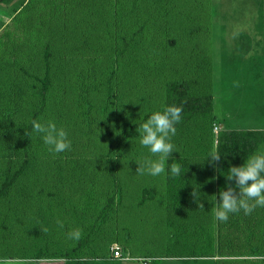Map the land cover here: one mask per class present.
Listing matches in <instances>:
<instances>
[{"label": "rangeland", "instance_id": "rangeland-1", "mask_svg": "<svg viewBox=\"0 0 264 264\" xmlns=\"http://www.w3.org/2000/svg\"><path fill=\"white\" fill-rule=\"evenodd\" d=\"M263 12L264 0H0V182L7 160L11 172L23 165L0 196V259L133 264L105 257L117 244L133 257L201 252L234 258L219 264H262L264 208L219 222L211 191L203 208L186 205L182 214L166 202L165 173H136L137 163L151 157L138 132L122 135L125 123L138 129L161 110L166 82L177 80L193 96L211 95L212 113L176 131L172 157L193 151L208 158L213 124L264 130ZM47 63L50 83L40 99ZM34 119L63 127L71 149L50 153L32 132ZM75 229L79 240L68 238ZM217 231L221 240L261 245L260 258L237 260L236 252L253 254L243 242L223 256L193 244L215 240Z\"/></svg>", "mask_w": 264, "mask_h": 264}, {"label": "trees", "instance_id": "trees-1", "mask_svg": "<svg viewBox=\"0 0 264 264\" xmlns=\"http://www.w3.org/2000/svg\"><path fill=\"white\" fill-rule=\"evenodd\" d=\"M64 24L62 25L61 30L62 32H65L64 33V36H66L65 39L68 40V38L69 39L71 38V32H68V30L64 28V26H66V24L65 25ZM263 29H264V12H263ZM132 40H133V35L130 37V40L127 41V43L123 44V47L120 50L121 55H123L125 50L129 48L130 41ZM65 48L66 49L70 48V45L66 42H65ZM74 48L80 51L78 47L74 46ZM49 73H48V63H47L45 66V72H44L43 79L41 80V88L37 93L40 99L44 96L43 93L47 90V87L50 83ZM170 105H176L178 107H182L183 109L182 115H181V122L176 125L177 130L184 127L194 117H197L200 115H207V114L211 115L212 113L211 95L193 96L189 92V86L185 80L166 82L164 106H170ZM210 122H212L211 118H210ZM213 127L217 128L218 126L213 124ZM135 129L136 127L134 128V126H130L125 123L123 126L122 139L125 140L127 138H135L137 136V132ZM263 142H264V130L262 131L230 130L226 128H223V129L217 128L214 149L217 150L221 155V161L219 165H217L216 167H213L211 164H209L208 160L210 158L207 159V158H202L198 156L193 157V154L195 153L193 151H192L193 153L189 151L187 154L186 152L182 154L179 153L177 156L173 157V159H175V162L181 165V172L178 176H172L168 169V164H170L172 161L169 160L166 163L165 175H166V187H167V194H166L167 204L170 207L184 214L186 205H188V207L190 208V207H193L194 204H197L196 202H194V199L191 195V193L193 192V189H195L198 192L199 199H200L199 203L204 202L207 196L209 198L211 197V191H213L210 187L211 181L210 180L207 181V180L211 179L212 177L215 178L216 193H217L218 190L224 187L226 183L225 175L227 174V170L229 166L230 165H235V166L241 165L243 163V159H246L248 155L256 152L259 145H261ZM22 170H23V165H21L15 171L11 172V163L9 160L6 161L5 171L2 174V179L0 182V196L5 195L16 184V181L21 177ZM217 199H219V197H217ZM202 204L205 205V203H202ZM217 232H218L217 233L218 236L216 238L217 240L215 239L210 242V240L206 238L207 241L206 240L204 241L196 240L193 242V244L194 245L198 244L208 249L213 248V250H216L218 255L223 256L222 254L224 253L222 251L224 248L228 249L229 246L232 248H238L240 246H244L243 243H245L246 246L248 247L250 246L249 247L250 249L248 250V252H252L253 253L252 256H243L245 252H236L239 254L234 253V257L237 258V260H241L242 262H245L248 260L249 263H252L260 258L256 254H261L260 251H262L263 249V247L262 249H260L261 245H257L252 242H249V239H243V240H241L240 238L230 239L229 237V239L227 238L225 240H221L220 232L219 231ZM178 244L180 243H177V241H175L174 243H172L173 245L172 248L178 250V246H177ZM189 245H192V244H189ZM108 249H107L106 256H105L107 259L109 258ZM123 252L127 253L125 251ZM176 253L177 252L174 251L173 254L175 255H168L167 257L175 256V257L182 258L180 261V264H219V262L222 260L226 261L229 259H234L230 257H218L220 258L218 259L211 255L210 256H200L201 252L196 253L194 255H189V256H184L183 254H182L183 256H181V254H176ZM138 257L153 258L150 264H160L161 260L164 258L163 256L162 258L161 255L154 256V257H151V256H138ZM93 259L99 260V258H96V257H94ZM109 261L113 262L115 260L113 261L109 260ZM260 263L264 264V260H261Z\"/></svg>", "mask_w": 264, "mask_h": 264}, {"label": "clouds", "instance_id": "clouds-1", "mask_svg": "<svg viewBox=\"0 0 264 264\" xmlns=\"http://www.w3.org/2000/svg\"><path fill=\"white\" fill-rule=\"evenodd\" d=\"M182 111V107L176 105L164 106L162 110L154 111L136 129L140 144L151 153V157L137 163L136 173L138 175L159 176L165 173L166 163L169 160L172 161L168 164L171 175L180 174L181 165L172 157L175 149L172 139L176 135V125L181 122ZM31 126L32 132L40 136L43 143L48 146L50 153L59 154L71 149L68 132L63 127H58L55 122L42 123L34 119L31 121ZM208 158H210L209 164L213 167L219 165L221 161V155L215 149L209 153ZM225 181L224 187L212 195L215 201L212 207L215 220L227 222L230 214L243 211L245 215H250L257 207L264 208V150H257L248 155L239 166L230 165ZM191 195L199 208H203L204 205L199 203V195L195 189ZM56 223L59 227H64L59 219ZM68 238L79 240L81 230H72L68 233ZM0 264H8V258L0 259ZM21 264H29V261L24 260Z\"/></svg>", "mask_w": 264, "mask_h": 264}, {"label": "built area", "instance_id": "built-area-1", "mask_svg": "<svg viewBox=\"0 0 264 264\" xmlns=\"http://www.w3.org/2000/svg\"><path fill=\"white\" fill-rule=\"evenodd\" d=\"M217 130V128H214ZM109 260H115L120 262L135 263V264H150L153 258H143V257H133L130 254H126L123 250L117 245L112 244L109 248L108 254Z\"/></svg>", "mask_w": 264, "mask_h": 264}, {"label": "crops", "instance_id": "crops-1", "mask_svg": "<svg viewBox=\"0 0 264 264\" xmlns=\"http://www.w3.org/2000/svg\"><path fill=\"white\" fill-rule=\"evenodd\" d=\"M222 126V125H221ZM210 187H211V189L216 193V180H215V178L214 177H212L211 179H210ZM213 192V193H214ZM181 259L182 258H180V257H175V256H173V257H166V258H163L162 260H161V263L160 264H180V261H181Z\"/></svg>", "mask_w": 264, "mask_h": 264}]
</instances>
